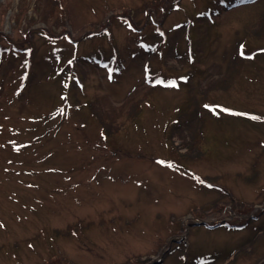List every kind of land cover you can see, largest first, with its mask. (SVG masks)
<instances>
[{"label":"rangeland","instance_id":"obj_1","mask_svg":"<svg viewBox=\"0 0 264 264\" xmlns=\"http://www.w3.org/2000/svg\"><path fill=\"white\" fill-rule=\"evenodd\" d=\"M212 255L264 264V0H0V264Z\"/></svg>","mask_w":264,"mask_h":264},{"label":"trees","instance_id":"obj_2","mask_svg":"<svg viewBox=\"0 0 264 264\" xmlns=\"http://www.w3.org/2000/svg\"><path fill=\"white\" fill-rule=\"evenodd\" d=\"M254 241V237L252 235V237H247L246 240H244L241 244H239V246L237 247V249L234 251L237 252V250H240L241 247H243L244 245H247V244H251L252 242ZM231 253V252H230ZM228 253V255L230 254ZM219 255V254H218ZM228 255H224L226 258L228 257ZM222 258V256H211L210 258H208L204 264H231V260H227L226 258L225 259H222V261L218 262V260ZM218 262V263H217Z\"/></svg>","mask_w":264,"mask_h":264},{"label":"water","instance_id":"obj_3","mask_svg":"<svg viewBox=\"0 0 264 264\" xmlns=\"http://www.w3.org/2000/svg\"><path fill=\"white\" fill-rule=\"evenodd\" d=\"M198 223H203V221H198ZM261 262H264V259Z\"/></svg>","mask_w":264,"mask_h":264}]
</instances>
